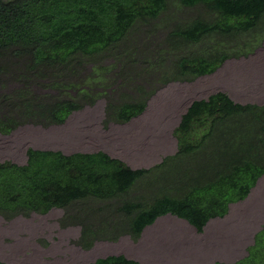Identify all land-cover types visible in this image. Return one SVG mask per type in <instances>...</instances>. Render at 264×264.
Wrapping results in <instances>:
<instances>
[{
	"label": "trees",
	"instance_id": "1",
	"mask_svg": "<svg viewBox=\"0 0 264 264\" xmlns=\"http://www.w3.org/2000/svg\"><path fill=\"white\" fill-rule=\"evenodd\" d=\"M169 2L187 8L200 6L208 15L195 17L173 31L186 51H182L181 45L170 48L173 65L165 80L170 76L173 81H189L211 74L229 56L245 54L264 36V0H0V59L9 54L28 56L22 70L32 74L37 83L73 73L74 60L106 52L115 55L116 61L127 58L126 63H134L135 57L128 47L130 33L139 23L157 18ZM205 41H214V45L206 48ZM232 41L237 47L226 51V43ZM174 43L173 40L170 44ZM3 69L0 64V75ZM23 82L25 87L13 96L12 92L5 95L0 134L7 135L27 123L61 124L81 107L74 97L52 100L50 96H39L42 94ZM50 86H77L82 100L94 94L90 89L83 90L77 82L62 85L53 80ZM148 96L142 93L139 100H124L118 105L107 102V114L112 121L128 122L142 113ZM229 116L233 120L227 123ZM233 126L235 131H230ZM175 135L178 148L171 159L173 166L167 167L172 172L159 181V164L132 169L102 151L64 154L28 148L22 164L0 162V215L10 218L20 213L45 214L89 197L113 200L142 185L154 192L152 198H145L146 202L141 198L124 199L117 206V211L127 216L122 228L133 239H138L157 217L166 214L185 220L201 232L210 219L223 217L230 204L244 200L264 174V105L238 104L225 93L215 92L206 99L192 101ZM192 153L204 155L205 160L194 176L180 184L179 165ZM150 177L155 179L149 181ZM117 227L118 223H113L102 229L111 233ZM100 229L95 237H100ZM91 231L83 229L82 237ZM261 233L264 227L256 233L247 256L234 263L209 264H264ZM88 264L141 263L123 255H108Z\"/></svg>",
	"mask_w": 264,
	"mask_h": 264
},
{
	"label": "rangeland",
	"instance_id": "2",
	"mask_svg": "<svg viewBox=\"0 0 264 264\" xmlns=\"http://www.w3.org/2000/svg\"><path fill=\"white\" fill-rule=\"evenodd\" d=\"M207 15L200 6L187 8L169 2L157 18L139 23L130 33L128 47L135 57L134 63H126L127 58L116 61L115 55L106 52L74 60L73 73L48 77L40 83L33 82L32 74L24 72L28 56L9 54L10 57L1 58L4 71L0 75V111L5 109V95L12 92L13 96L16 90L25 87L23 80L28 82L29 78L32 79L28 88L42 94L39 96H50L52 100L74 97L81 107L61 124L27 123L18 125L7 135L0 134V162L24 163L28 148L58 150L64 154L102 151L133 169L159 164L157 168L162 177L157 180L167 179L172 172L167 167L173 166L171 159L178 148L175 129L192 101L223 92L238 104L264 105V36L245 54L229 56L211 74L189 81H173L170 76L165 80L167 70L173 65L169 59L170 48L181 45L182 51H186L173 31L195 17ZM173 40L176 43L171 45ZM205 44L210 49L214 41H205ZM231 47L234 49L237 45L233 41L226 43V51ZM53 80L62 85L77 82L83 90L90 89L94 94L82 100L77 86L52 87ZM137 86L142 88L135 91ZM142 93L150 95L141 114L125 123L109 118L107 102L118 105L124 100H139ZM232 120L229 116L226 122ZM242 125L246 122L242 121ZM230 131H235V127ZM204 160V155L194 156V153L182 159L178 183L194 176ZM194 166H197L195 171ZM153 179L150 177L149 181ZM153 196L154 192L137 185L113 200L89 197L45 214L20 213L10 218L0 215V261L88 264L108 255H123L141 264L234 263L247 256L256 233L264 227V174L244 200L230 204L223 217L210 219L201 232L185 220L166 214L144 228L138 239H133L122 228L127 216L117 211V206L124 199L141 198L146 202L145 198ZM104 223L107 226L118 223V227L109 233L102 229ZM100 227V237H95ZM86 228L92 231L82 237ZM260 235L264 238V233ZM86 243H90L87 248ZM260 244L264 246V241Z\"/></svg>",
	"mask_w": 264,
	"mask_h": 264
},
{
	"label": "bare ground",
	"instance_id": "3",
	"mask_svg": "<svg viewBox=\"0 0 264 264\" xmlns=\"http://www.w3.org/2000/svg\"><path fill=\"white\" fill-rule=\"evenodd\" d=\"M249 55H250V54H249ZM263 202H264V201H263ZM242 206H243V205H242ZM157 218H158V217H157ZM176 225H177V224H176ZM172 226H173V225H172ZM174 227H175V226H174ZM174 227H173V228H174ZM171 228H172V227H171ZM179 230H180V229H179ZM180 231H181V230H180ZM174 234H175V233H174ZM163 235H164V234H163ZM182 235H183V234H182ZM170 236H171V235H170ZM173 236H174V235H173ZM1 255H2V254H1ZM2 262H3V261H2ZM176 263H177V262H176Z\"/></svg>",
	"mask_w": 264,
	"mask_h": 264
},
{
	"label": "clouds",
	"instance_id": "4",
	"mask_svg": "<svg viewBox=\"0 0 264 264\" xmlns=\"http://www.w3.org/2000/svg\"><path fill=\"white\" fill-rule=\"evenodd\" d=\"M226 95H228L227 93H226ZM199 100V99H198ZM244 105V104H243ZM134 118V117H133ZM130 121V120H129ZM122 161V160H121ZM133 169V168H132Z\"/></svg>",
	"mask_w": 264,
	"mask_h": 264
},
{
	"label": "water",
	"instance_id": "5",
	"mask_svg": "<svg viewBox=\"0 0 264 264\" xmlns=\"http://www.w3.org/2000/svg\"><path fill=\"white\" fill-rule=\"evenodd\" d=\"M156 221V220H155ZM146 228V227H145Z\"/></svg>",
	"mask_w": 264,
	"mask_h": 264
}]
</instances>
